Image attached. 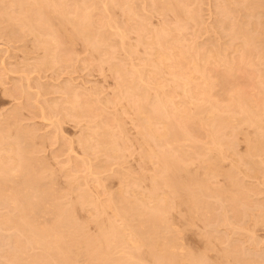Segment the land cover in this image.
I'll list each match as a JSON object with an SVG mask.
<instances>
[{
	"label": "rangeland",
	"instance_id": "1",
	"mask_svg": "<svg viewBox=\"0 0 264 264\" xmlns=\"http://www.w3.org/2000/svg\"><path fill=\"white\" fill-rule=\"evenodd\" d=\"M148 1L151 0H128L127 2L126 0H61L59 2L62 3L59 5L57 0L58 3H56L59 5L57 7H63V9L58 8L59 10L54 9L53 11V8L48 4L49 1L0 0V136H3L2 144L7 145L4 148L5 151L3 150L4 154L0 153L2 155L0 158L4 156L7 161L9 158V162L5 160L3 162L10 164L12 169L15 167L14 170H16L20 158L16 156L14 150L9 152L11 151L9 145L14 144L15 150L17 146L28 148L25 149L27 153L24 158L26 156L32 162L29 160V169L26 167L24 175L28 173V170H35L34 173H37L38 179L40 178V186H44L49 192L46 194L48 197H43L41 202V213L39 212L35 216V226L29 224L30 227H28V224L19 225L16 221L20 217H26L33 221L32 215L25 211L22 212L18 206H9L10 204L4 203L3 195H7L8 192L2 193L9 191L12 185L7 183L3 187L0 186L4 189H0V264H264V135H262V132L264 134V0H185V2L178 0L183 3L184 10L188 11L189 9L191 12L190 15L187 12V16L190 17L194 11L196 12L193 14V16L195 15L194 19L193 17L186 19V11L183 12L184 14L179 11L173 15L171 10H165L163 7H165L164 1L166 0H159L162 2L160 3L161 7L157 4L158 0H152V4ZM156 1L157 3H154ZM256 1L257 3H255ZM36 2L37 6L35 7ZM38 3L40 4L38 5ZM88 5L90 8L87 10L85 8H88ZM14 6L16 7L14 8ZM251 7L256 11H254L256 16L253 15L254 13L248 12L249 9H252ZM223 8L228 9L229 13ZM3 10L7 13L5 14ZM60 10L68 11L64 13L69 14V18L73 17L72 14H76L77 10V15L83 14L84 11L85 13L89 12L91 15L89 26L93 27L91 29L93 38L91 36L90 41L89 39L87 41L78 35L79 38L74 32L75 30L73 35L72 29L74 28H71L63 17L61 20L65 23V29L60 28L61 20L57 18L59 15L56 13ZM79 11L83 13H79ZM170 11L171 13H169ZM51 13L54 18H50L48 24L54 20L55 22L52 21L54 25L51 24L54 31L58 32V28L62 31L59 30L57 34L58 43L60 41L58 48L54 47L52 43L47 48L46 46L42 47L43 45L39 44L41 41L37 37L35 38V33L30 30L38 27L36 24L39 15L42 18L41 22H44L43 20H49V17H52ZM180 14L181 21L178 17ZM226 14H230V18ZM24 16H27L30 21L32 19V24L35 27L32 25L33 27L25 28L24 31L23 27L21 31L18 21ZM35 19H37L36 23ZM181 22L186 25L184 26ZM255 23L256 26H253ZM56 24L59 27H56ZM244 24L250 31V37L252 34L253 42L261 38L255 42V47L252 42L251 48L247 50L246 48L241 49L244 44L243 38L234 37L230 40L232 30H246V26L242 29ZM233 25H237V27L230 30ZM238 25L241 27L239 28ZM176 27H179V29L177 28L179 32L176 31ZM11 28L14 30L13 33H10ZM46 28L44 31L47 30ZM173 28H175V32ZM62 29L67 32L71 30V34L76 37H74L75 42H68L67 37H64L67 33L64 34L65 31ZM158 29L169 33L166 39H170V41L172 39V43L167 50H164L168 52L166 53L167 58L156 61L159 57L156 55L159 46L156 44L157 34L155 35L159 32ZM105 32L106 34H104ZM174 33L176 34L174 35ZM244 33L249 35L247 31ZM31 34L33 35L31 36ZM102 34L105 35L104 43L103 40L98 42L99 35ZM257 37L258 39H256ZM89 42L91 44L94 42L95 48L94 45L91 47ZM152 43L154 46L151 45ZM54 48L57 50H53ZM53 51L55 65L53 67L45 66L46 62L53 58L49 56ZM211 51L217 52L213 54ZM242 51H245V55ZM180 53L184 54L183 57ZM220 53L223 54V57L218 58ZM195 64L200 68H195L197 66ZM236 65H238L237 68ZM114 66L118 69H115ZM175 80L179 81L175 82ZM240 93L245 105L253 113L251 116L256 114L254 116L258 117L257 122L260 125L255 121L256 117H253L257 126L253 125L251 128V126L241 125L240 127L239 125L238 131L234 132L236 136L230 130L225 131L224 129L223 133L218 132L219 137L216 136V139H219L214 146L209 128L203 126L204 130L200 125L199 127L195 114L194 118L191 114L196 113L198 108L203 110L206 105L208 108L213 104L215 108L217 106L218 109L221 108L219 113L222 112L224 117L228 116L231 114V110H234L238 105L235 99L239 98L238 94ZM235 96L237 97L235 98ZM159 99L164 103L162 105L165 106V111L169 114L167 116L172 118L171 122L176 123L175 125L179 123L178 130L182 128V131H185L183 134L188 131L187 135L190 139L183 141L179 137L178 144H175L177 140L174 141L169 136L170 139H173L170 142L168 139L167 144L169 145L163 144L162 146V141L158 142L160 146L154 140L155 142L149 141V144L145 146L143 136L141 137L143 130L140 128L141 115L137 111V106L141 103L142 106L144 105V111H147L152 109V105L159 102ZM198 104L203 105V108L198 107ZM228 105L230 106L227 107ZM222 107H226L227 111ZM166 118L169 120L168 117ZM166 118L163 117L165 123L170 121ZM178 120L179 122H177ZM171 122L167 125H170ZM163 124H155L156 130H159L157 133L161 134L164 131ZM260 126L263 127L262 131L261 128H257ZM180 133H182L181 130ZM19 137H23V139L18 141ZM88 139L92 144V146L90 144L89 150L85 145V142H90ZM111 139L117 142H115L116 147L119 148L115 149L116 151H107L99 145V143L111 141ZM256 141L262 142L263 151L251 155L248 153L250 152L248 148L255 145ZM151 146H153L154 152H159L161 147H165L166 151L172 150L175 154H178L179 148L180 150L184 149L188 154L187 151L191 152L187 159L184 158L187 163L185 168L188 171H183L185 174L181 172V175L178 173V177L181 176L179 181L182 179V183L189 177L192 182V176L195 177V182L193 180L192 185L189 182L192 186V196L187 195L186 198L183 196L184 199L176 198L171 194L170 201H168L172 205L169 206L171 212L169 210L167 216L168 223H172L170 224L172 231L167 237L174 236L177 239L168 249L170 254L165 252L166 255L168 253L167 258L164 253L163 257L166 259L163 258V260L161 257H156L157 259L155 256L153 257L152 255L155 253L150 255L149 247L146 245H139L140 247L137 246V248L132 245V248L129 244L128 248L121 247L120 249L119 247L118 250L116 248L110 252L107 261L105 257L97 256L99 251L93 241L98 237L101 224H104L101 227L107 226L106 223L109 224V221L112 223L115 221L114 224L117 226L123 224L119 217L114 219L116 208L124 207L120 198L117 199V195L122 191L121 194H125L127 199L130 197L133 200L137 199V203L146 200L149 205L151 204L148 196L155 184L152 178L156 173L155 168L158 166L157 155L151 154V159L147 157V152L152 149ZM195 147L198 148L195 149ZM8 153H12L18 162H14L12 157L10 159L11 154L9 156ZM186 172L188 173L186 174ZM13 174L14 172L12 175L9 174L10 176L7 175L10 179H14L12 181L18 186L23 178L20 176L22 174ZM196 179L200 180V183L206 179L207 186L206 184L202 186L203 183L196 185ZM193 184H195L194 188ZM33 187L30 182L25 180L22 187L23 194L35 193ZM15 188L12 197L17 192L19 193L16 196L23 195ZM163 190H160L161 193L164 192ZM10 191L13 192V189ZM165 192L170 194L168 189H165ZM82 195L83 198L85 195L90 197L85 196L87 198L85 200V198L82 199ZM34 199L36 200V198ZM83 200L85 202H81ZM197 204L198 206H195ZM110 205L112 207H109ZM196 207L199 208L195 209ZM60 217L66 219L68 224L72 223L70 227L53 226L54 228H52V225ZM8 219L13 223H6ZM131 220L129 222L133 226H139L138 220ZM44 227L45 231H42ZM67 232L75 234L78 244L82 245L81 248L73 240L67 238ZM33 233L41 234V237L46 238L49 246L44 243L37 244L36 240H33ZM55 237H61L60 249L52 244ZM123 250L126 251L122 252ZM128 252H130L129 255L133 254V259L128 258ZM61 253L67 254L68 259L63 258ZM169 255L177 256L175 259L173 258V261L176 258L177 260L170 263L171 256L168 258Z\"/></svg>",
	"mask_w": 264,
	"mask_h": 264
},
{
	"label": "bare ground",
	"instance_id": "2",
	"mask_svg": "<svg viewBox=\"0 0 264 264\" xmlns=\"http://www.w3.org/2000/svg\"><path fill=\"white\" fill-rule=\"evenodd\" d=\"M25 1V0H24ZM30 1V0H29ZM39 1V0H38ZM43 1H46V2H48L49 1V5L51 6V8H53V11H54V9H58L59 7H57V6H59L61 3L59 2V1H61V0H58V2H59V5L57 4L58 2H57V0H43ZM105 1V0H104ZM112 1V0H111ZM120 1V0H119ZM123 1V0H122ZM128 0H126V2H127ZM162 1V0H161ZM161 1H159L158 0V2L159 3H157V1L156 2H154V3H157V4H159L160 5V3H162ZM182 1V0H181ZM191 1V0H190ZM17 2V1H16ZM21 2V1H20ZM57 2V3H56ZM117 2V1H116ZM149 2V1H148ZM151 2V3H150ZM149 3L150 4H152V0L150 1ZM165 2V7H163L165 10H171L172 12H173V15H174V13H175V15L177 14V12L179 13V11H182V12H180V13H185V11H186V9L184 10V8L182 7V5H183V3L182 2H178V0H166V1H164ZM184 2H185V0H184ZM187 2V1H186ZM24 3V2H23ZM84 3V2H83ZM122 3V2H121ZM134 3V2H133ZM153 3V4H154ZM255 3H257V1L255 2ZM12 4V3H11ZM31 4V3H30ZM40 3H38V5H39ZM45 4V3H44ZM47 4V3H46ZM47 4V5H48ZM68 4V3H67ZM123 4H125V3H123ZM131 4V3H130ZM164 4V3H163ZM187 4V3H186ZM190 4V3H189ZM13 5H15V4H13ZM42 5V4H41ZM122 5V4H121ZM127 5V4H126ZM133 5V4H132ZM155 5V4H154ZM158 5V6H159ZM19 6V5H18ZM17 6V7H18ZM37 6V2H36V5H35V7ZM45 6V5H44ZM62 6V5H61ZM117 6H118V4H117ZM124 6V5H123ZM9 7V6H8ZM16 6H14V8H15ZM41 7V6H40ZM83 7V6H82ZM85 7V6H84ZM160 7H161V5H160ZM159 7V8H160ZM19 8V7H18ZM26 8V7H25ZM47 8V7H46ZM67 8H68V6H67ZM79 8V7H78ZM90 8V6L88 5V8L86 7L85 9H89ZM147 8V7H146ZM219 8V7H218ZM252 8V7H251ZM11 9V8H10ZM21 9V8H20ZM59 9H63V7L62 8H59ZM58 9V10H59ZM83 10H84V8H82ZM122 9V8H121ZM150 9V8H149ZM221 9V8H220ZM224 9V8H223ZM249 9V8H248ZM7 10V9H6ZM105 10H107V9H105ZM132 10V9H131ZM130 10V11H131ZM159 10V9H158ZM222 10V9H221ZM225 10V9H224ZM226 10H228V9H226ZM225 10V11H226ZM249 10H251V11H249ZM248 10V12H252V13H254V8H252V9H249ZM2 11V10H1ZM4 11V10H3ZM34 11H36V10H34ZM52 11V10H51ZM62 10H60L59 12H56V13H58V15L61 17H57V18H59L60 20L61 19H63V18H65L64 19V21L65 22H67V24L68 25H70L71 26V28L73 27L74 29H72V33H73V31L75 32V34H77V36L79 35V36H81L82 37V39H85V40H87L88 41V39H89V41H90V37L92 36V28H90L91 27V25L89 26V23H91V15L89 14V12L88 11H86V12H88V13H85V11H84V13L83 12H81V11H79V13L81 12V13H83V14H79V15H77L78 13V10L77 11H75L76 12V14H72V15H74L73 17H71V18H69V14H65V13H67L68 11H62ZM133 11V10H132ZM137 11H138V9H137ZM159 11H161V10H159ZM168 11H166V12H168ZM171 11L169 12V13H171ZM192 11H193V9H192ZM197 11V10H196ZM225 11H223L224 13H226ZM5 12V14L7 13L6 11H4ZM91 12V11H90ZM106 12V11H105ZM134 12V11H133ZM140 12V11H139ZM187 12H188V14L190 13L191 14V12H189V9H188V11H186V13H185V15L187 14ZM228 13H229V10L227 11ZM256 12V11H255ZM22 13V12H21ZM53 13V12H52ZM52 13H51V15H52ZM64 13V14H63ZM70 13V12H69ZM136 13V12H135ZM141 13V12H140ZM163 13V12H162ZM183 13V14H184ZM194 13H196L195 11L193 12V14ZM11 14V13H10ZM40 14V13H39ZM54 14V13H53ZM131 14V13H130ZM134 14V13H133ZM189 14V15H190ZM193 14L189 17V15L186 17V19L189 17V18H191V17H193V19H194V16H193ZM2 15H4V14H2ZM16 15V14H15ZM15 15H13V16H15ZM21 15V14H20ZM45 15V14H44ZM62 15V16H61ZM90 15V16H89ZM129 15V14H128ZM142 15V14H141ZM226 15H228V14H226ZM230 15V14H229ZM229 15H228V17H229ZM249 15L251 16V13H249ZM249 15H246V16H248L249 17ZM254 16H256L255 15V13L253 14ZM5 16V15H4ZM30 16V15H29ZM41 15H39V18L41 19H39L38 18V23L36 24V25H38V27H36V29H30L31 30V32L32 33H35V38L37 37V39L39 40V41H41L39 44H42L41 46L42 47H45L46 46V48H47V46H49L50 45V43H52L53 45H54V47L56 46L57 48H58V45L60 44V41H59V43H58V32H59V28L57 29V31L58 32H56V31H54V29H53V26H51V24H52V21H54V20H52L51 21V23H49L48 24V22H50V18H54V16L52 15V17H49V20H43L44 22H41L42 21V18L40 17ZM126 16H127V14H126ZM179 16H181V14L180 15H178V17ZM198 16V15H197ZM224 16V15H223ZM233 16V15H232ZM231 16V17H232ZM253 16V17H254ZM16 17V16H15ZM18 17H19V15H18ZM37 17V16H36ZM35 17V18H36ZM55 17V18H56ZM63 17V18H62ZM99 17H100V15H99ZM132 17H133V15H132ZM143 17V16H142ZM176 17V16H175ZM183 17H184V15H183ZM44 18V17H43ZM46 18H47V16H46ZM56 18V19H57ZM102 18H103V16H102ZM138 18H139V15H138ZM140 18H141V16H140ZM180 18L181 17H179V20H180ZM230 18V17H229ZM251 18V17H250ZM12 19V18H11ZM31 19V18H30ZM95 19V18H94ZM127 19V18H126ZM178 19V18H177ZM176 19V20H177ZM183 19V18H182ZM196 19V18H195ZM34 20V19H33ZM37 19H35V23L37 22L36 21ZM59 20V21H60ZM131 20V19H130ZM142 20V19H141ZM140 20V21H141ZM189 20V19H188ZM198 20V19H197ZM196 20V21H197ZM5 21H6V19H5ZM8 21H10L9 19H8ZM12 21V20H11ZM64 21H60L61 23L59 24V26H60V28H64L65 29V23H64ZM105 21V20H104ZM110 21H111V18H110ZM132 21H134V20H132ZM181 21V20H180ZM180 21H177V22H180ZM223 21V20H222ZM242 21H246V20H242ZM32 19H31V21L29 20V18H27V16H24L22 19L20 18V20L18 21V26L20 27L19 29L21 30L23 27V31H24V29L25 28H28L29 29V27H35V25H33L32 24ZM55 22V21H54ZM54 22H53V24L52 25H54ZM57 22H58V20H57ZM99 22V21H98ZM109 22V21H108ZM108 22H107V24H108ZM138 21H136V23H137ZM185 22V21H184ZM186 22H187V20H186ZM185 22V23H186ZM193 22V21H192ZM246 22H248V21H246ZM34 23V24H35ZM95 23V22H94ZM103 23V22H102ZM139 23V22H138ZM182 23V22H181ZM196 23V22H195ZM198 23V22H197ZM245 23V22H244ZM249 23H251L250 21H249ZM142 24V23H141ZM177 24V23H176ZM182 24H184V23H182ZM242 24V23H241ZM247 24V23H246ZM246 24H244V26L242 27V29L245 27V29L246 30H239V29H237V30H235L234 28L235 27H237V25L236 26H234L233 25V28H230V30L231 29H234V30H232V34H230L231 35V37H230V40H231V38H233L234 39V37H239L240 39L241 38H243L242 40H243V47L241 46V49L242 48H246V50L247 49H250L251 48V45L250 44H253L254 43V47H255V42L256 41H259L261 38H260V36H259V38L260 39H258V37L256 38V39H258V40H255V42H253L254 40L253 39H251L252 38V34H251V37H250V31H248L247 29V25ZM33 25V26H32ZM109 25V24H108ZM107 25V26H108ZM178 25V24H177ZM176 25V26H177ZM186 24H184V26H185ZM248 25H250V24H248ZM28 26V27H27ZM49 27V28H46V27ZM50 26H51V28H50ZM58 25L56 24V27H57ZM58 26V27H59ZM93 26V25H92ZM94 26H96V24H94ZM105 26V25H104ZM103 26V28H105V27H107V26H105L104 27ZM143 26V25H142ZM179 26V25H178ZM253 26H256V23L253 25ZM55 27V26H54ZM145 27V26H144ZM143 27V28H144ZM182 27H183V25H182ZM238 27H239V25H238ZM241 27V26H240ZM239 27V28H240ZM8 28V27H7ZM14 28V27H13ZM13 28H11L10 29V33L13 31L14 32V30H13ZM44 28H46L47 30H45L44 31ZM68 28V27H67ZM109 28V27H108ZM146 28V27H145ZM167 28V27H166ZM177 28L179 29V27H176V31H178L179 32V30H177ZM56 29V28H55ZM64 29H62V30H64ZM102 29V28H101ZM125 29V28H124ZM168 29V28H167ZM174 29V32H175V28H173ZM226 29H228V28H226ZM249 29H250V27H249ZM1 30V29H0ZM6 30V29H5ZM21 30V31H22ZM33 30V31H32ZM106 30V29H105ZM104 30V31H105ZM164 30V29H163ZM229 30V29H228ZM18 31V30H17ZM61 31V30H60ZM65 31V30H64ZM99 31V30H98ZM125 31V30H124ZM124 31H123V33H124ZM158 31H159V29H158ZM168 31H169V29H168ZM167 31V32H168ZM244 31H247L248 33L247 34H249V35H246L245 33H244ZM6 32V31H5ZM12 32V33H13ZM62 32V31H61ZM60 32V33H61ZM156 32V31H155ZM4 33V32H3ZM7 33V32H6ZM25 34H26V32H24ZM65 33H67L66 34V36L64 35ZM97 33V32H96ZM100 34H101V32H99ZM21 34V33H20ZM64 34H62V35H64V37H67V41L68 42H71V43H73V42H75L74 41V37L75 36H73L74 35V33H73V35L71 34V30L70 31H65L64 32ZM95 34V33H94ZM104 34H106V32L104 33ZM104 34H102V35H99L100 37H99V41L98 42H100V40H103L104 38ZM138 34H141V33H139L138 32ZM157 34V41H156V44H158V46H159V49L158 50H156V53H154V54H156L157 56H159L157 59H156V61H159L160 59H163V58H167V54L166 53H168V52H166V51H164V50H167V48H169L170 47V43H172V39H171V41H170V39H166V38H168V34L169 33H165V31H159V32H157V33H155V35ZM171 34V33H170ZM176 33H174V35H175ZM227 34V33H226ZM259 34V33H258ZM6 35V34H5ZM14 35V34H13ZM22 35V34H21ZM27 35H28V33H27ZM33 34H31V36H32ZM117 35V34H116ZM121 35V34H120ZM154 35V36H155ZM171 35H173V33L171 34ZM229 34H228V36H230ZM10 36H12V35H10ZM16 37L15 38H17V35H15ZM45 38H44V37ZM78 36V37H79ZM97 36H98V34H97ZM113 36H115V35H113ZM118 36V35H117ZM124 36V35H123ZM249 36V37H248ZM21 37V36H20ZM48 37V38H47ZM109 37V36H108ZM111 37H112V35H111ZM138 37H140V36H138ZM170 37V36H169ZM179 37V36H178ZM44 38V39H43ZM76 38V37H75ZM80 38V37H79ZM92 38H93V36H92ZM175 38V37H174ZM228 38V37H227ZM13 39V38H12ZM11 39V40H12ZM36 39V40H37ZM46 39V40H45ZM107 39V38H106ZM139 39V38H138ZM236 39V38H235ZM238 39V38H237ZM93 40V39H92ZM105 40V39H104ZM104 40H103V43H104ZM140 41H141V39H139ZM163 40V41H162ZM165 40V41H164ZM16 41V40H15ZM63 41V40H62ZM148 41V40H147ZM154 41H155V39H154ZM177 41V40H176ZM175 41V42H176ZM180 41V40H179ZM95 42V41H94ZM94 42H92L93 44H91L90 42V44H91V47H92V45H94ZM97 42V41H96ZM102 42V41H101ZM107 42V41H106ZM144 42V41H143ZM151 42H152V40H151ZM253 42V43H252ZM122 43V42H121ZM120 43V44H121ZM125 43V42H124ZM138 43H140V42H138ZM177 43V42H176ZM180 43V42H179ZM227 43V42H226ZM229 43V42H228ZM227 43V44H228ZM231 43H232V41H231ZM240 43H241V41H240ZM51 44V45H52ZM102 44V43H101ZM108 44V43H107ZM155 44V43H154ZM215 44V43H214ZM52 45V46H53ZM69 45V44H68ZM96 45V44H95ZM95 45H94V48H95ZM97 45H98V43H97ZM145 45V44H144ZM146 45H148V43H146ZM151 45H153V43L151 44ZM218 45V44H217ZM224 45V44H223ZM240 45V44H239ZM242 45V44H241ZM36 46H38V45H36ZM65 46V45H64ZM99 46H100V44H99ZM154 46V45H153ZM214 46V45H213ZM220 46V45H219ZM228 46H230V45H228ZM253 46V45H252ZM62 47V46H61ZM89 47V46H88ZM175 47V46H174ZM215 47V46H214ZM226 47V46H225ZM240 47V46H239ZM253 47V48H254ZM260 47V46H259ZM45 48V49H46ZM52 48V47H51ZM97 48V47H96ZM158 48V47H157ZM171 48H172V46H171ZM231 48V47H230ZM252 48V49H253ZM261 48V47H260ZM176 49V48H175ZM213 49V48H212ZM211 49V50H212ZM215 49V48H214ZM226 49H228V48H226ZM259 49V48H258ZM53 50H57L56 48H54ZM59 50V49H58ZM96 50H98V49H96ZM199 50V49H198ZM207 50V49H206ZM216 50L218 51V49L216 48ZM222 50V49H221ZM224 50V49H223ZM222 50V51H223ZM230 50V49H229ZM93 51V50H92ZM183 51V50H182ZM200 51V50H199ZM207 51H209V50H207ZM217 51H211V53H213L214 54V52H217ZM221 51V53H224V52H222ZM249 51V50H248ZM45 52V51H44ZM95 52H98V51H95ZM133 52V51H132ZM185 52V51H184ZM218 52H220V50L218 51ZM226 52V51H225ZM243 53L245 52V51H242ZM53 53H54V51L53 52H51V55H49V56H52L53 55ZM56 53V52H55ZM189 53V52H188ZM197 53V52H196ZM201 53V52H200ZM221 53L217 56L218 58L219 57H223V54L221 55ZM242 53V54H243ZM45 54V53H44ZM181 54V53H180ZM216 54V53H215ZM226 54V53H225ZM182 55V54H181ZM184 55V54H183ZM183 55H182V57H183ZM210 56H211V54H209ZM217 55V54H216ZM244 55H245V53H244ZM54 57H55V55H53ZM52 56V57H53ZM156 56V57H157ZM225 56V55H224ZM51 58V60H47L48 62H46V65L45 66H49V65H51L52 67H53V65H55V58ZM196 57V56H195ZM226 57V56H225ZM240 57H242V56H240ZM44 58H45V56H44ZM66 58V57H65ZM186 58V57H185ZM206 58V57H205ZM243 58V57H242ZM242 58H241V60H242ZM58 59V58H57ZM63 59V58H62ZM204 59V58H203ZM207 59V58H206ZM210 59V58H209ZM216 59V58H215ZM223 61H225L223 58H221ZM221 59H220V61H221ZM263 59V58H262ZM168 60V59H167ZM185 60V59H184ZM196 60V59H195ZM194 60V61H195ZM219 60V59H218ZM226 60H227V58H226ZM244 60V59H243ZM264 60V59H263ZM68 61H69V58H68ZM191 61V60H190ZM208 61V60H207ZM211 61V60H210ZM216 61V60H215ZM222 61V62H223ZM57 62H58V60H57ZM63 62V61H62ZM216 62H218V61H216ZM240 62V61H239ZM238 62V63H239ZM65 63H67V62H65ZM155 63V62H154ZM157 63V62H156ZM155 63V64H156ZM187 63H189V62H187ZM197 63V62H196ZM210 63V62H209ZM220 63V62H219ZM227 63V62H226ZM225 63V64H226ZM238 63H236V64H238ZM41 64V63H40ZM44 64V63H43ZM42 64V66H44ZM198 64V63H197ZM197 64H195V65H197ZM194 65V66H195ZM199 65V64H198ZM198 65L197 66H195V68H197V69H199L198 68ZM206 65V64H205ZM209 65V64H208ZM57 66H58V64H57ZM158 66V65H157ZM192 66V65H191ZM204 66V65H203ZM237 66L238 65H236V68H237ZM167 67V66H166ZM193 67V66H192ZM228 67V66H227ZM50 68V67H49ZM114 68H115V66H114ZM117 68V67H116ZM115 68V69H116ZM226 68V67H225ZM118 69V68H117ZM206 69V68H205ZM233 68L231 67V70H232ZM195 70V69H194ZM204 69L202 68V71H203ZM228 70H230V69H228ZM237 70V69H236ZM201 71V72H202ZM199 72H200V70H199ZM205 72V71H204ZM234 72V70L232 71V73ZM117 73V72H116ZM203 73V72H202ZM231 73V72H230ZM235 75V74H234ZM230 76H232V75H230ZM175 78L177 79V77L175 76ZM181 80V79H180ZM174 81V80H173ZM177 80H175V82H176ZM179 81V80H178ZM177 81V82H178ZM123 82H124V80H123ZM182 82H184V81H182ZM176 84V83H175ZM184 84H186V83H184ZM188 84V83H187ZM178 86H179V84H178ZM187 86V85H186ZM186 86H184V87H186ZM132 87V86H131ZM130 87V88H131ZM62 88V87H61ZM65 88V87H64ZM63 88V89H64ZM126 88V87H125ZM129 88V87H128ZM127 89V88H126ZM185 89V88H184ZM128 90H131V89H128ZM134 90V89H133ZM132 90V91H133ZM136 90V89H135ZM137 90H138V88H137ZM23 91V90H22ZM189 91V90H188ZM190 92V91H189ZM239 95V98L237 97ZM237 96H235V100L238 102V105L237 106H235V109L234 110H231V114L230 115H226L225 117L221 114V113H219L220 111L219 110H221V108L220 109H218V106L216 107L217 109H218V111H217V109L213 106V104H211V106L209 105V107L211 108H206L207 107V105H206V107L202 110L201 108H198L199 106L200 107H202L203 105H197L198 107V110L196 111V113H192L191 115H193V118H194V114H195V117L198 119L197 121L199 122H197L198 123V126L200 125L203 129H204V127L203 126H205V127H208L209 128V132H211L210 133V135L212 136H210V138H212L213 139V141H212V144L214 145V146H216V143L218 142V140L217 139H219V138H217L216 139V136H218L217 134H221V133H223V131H224V129H225V131H227V130H230V132L231 133H234L236 130L238 131V128H240L241 127V125H247V126H251V128H252V126L253 125H255V123L258 121V117H256V116H254V115H256V114H254L253 116H251L253 113H252V111H250V109L245 105V101H243L242 100V98L240 97V95H241V93L240 94H238ZM242 96V95H241ZM139 97H140V95H139ZM142 97H143V95H142ZM140 100V99H139ZM142 100V99H141ZM162 100V99H161ZM245 100V99H244ZM144 101V100H143ZM140 102V101H139ZM155 102V101H154ZM159 102H160V104H159ZM159 102H156V104H154V105H152L153 107H151L152 109H150V110H147V111H144L145 109L143 108V106H142V104L140 103L138 106H137V108H138V112H139V114L141 115V119H140V128L143 130V132H142V135H141V137L143 136V140H144V143H146V145L145 146H147V144H149L148 142L150 141H152V142H155L154 140H156L157 141V144H159L158 142H162V146H163V144L165 145V144H167V141H168V139H170L169 138V136L170 137H172L173 139H174V141L175 140H177L179 137L181 138V140H186V139H190L189 137H188V135H187V133H188V131H187V133H185V134H183V132H185V131H182L183 129L181 128V129H179L178 130V128H179V123L177 124V125H175V124H173L174 122H171L172 120V118H169V116H167V115H169V114H167L166 113V111H165V106H163L164 105V103H163V101L161 102L160 101V99H159ZM144 103V102H143ZM163 104V105H162ZM132 105V104H131ZM134 106V105H133ZM149 106V105H148ZM230 105H228L227 107H229ZM203 108V107H202ZM222 108H224V107H222ZM226 108V107H225ZM224 108V109H225ZM135 109V108H134ZM164 109V110H163ZM205 109H207V110H205ZM210 109V110H209ZM229 109V108H228ZM205 110V111H204ZM226 111H227V109H225ZM224 110V111H225ZM230 110V109H229ZM225 111V112H226ZM187 112V111H186ZM255 113H256V111H254ZM229 113V112H228ZM138 114V113H137ZM188 114V113H187ZM257 114H259V112H257ZM264 114V113H263ZM188 116H190V115H188ZM138 117V116H137ZM163 117H164V119L166 118V117H168L169 118V122H171V124L169 125H167V123H169V122H167V123H165L164 122V120H163ZM191 118H192V116H190ZM190 117H189V119H190ZM256 117V122H254L253 121V119ZM253 118V119H252ZM260 118V117H259ZM17 120V119H16ZM175 120V119H174ZM177 120V119H176ZM193 121H196V120H194V119H192ZM177 122H179V120L177 121ZM10 123V122H9ZM157 123V125L159 124V123H164L163 125H164V131L163 132H161V134H159V133H157V132H159V130H156L157 129V127H155V124ZM258 123V122H257ZM256 123V124H257ZM262 123V122H261ZM264 123V122H263ZM262 123V124H263ZM17 124V123H16ZM185 124V123H184ZM259 124V123H258ZM156 125V126H157ZM239 125H240V127H239ZM260 125V124H259ZM183 126V125H182ZM199 126V127H200ZM257 125H255L254 127H256ZM263 126V125H262ZM2 128V127H1ZM18 128V127H17ZM140 128H139V131H140ZM207 128V129H208ZM258 129H260L261 128V126L260 127H257ZM256 128V130H258ZM263 128V127H262ZM261 128V131L264 129H262ZM206 129V130H207ZM6 130V129H5ZM180 130H181V132L182 133H180ZM205 130V129H204ZM223 130V131H222ZM255 130V131H256ZM1 131V130H0ZM255 131H254V133H255ZM19 132V131H18ZM219 132V133H218ZM229 132V131H228ZM227 132V133H228ZM260 132V131H259ZM2 133V132H1ZM20 133V132H19ZM231 133H229V135H231ZM236 133V132H235ZM234 133V134H235ZM4 134V133H3ZM2 134V135H3ZM189 134V133H188ZM258 134V133H257ZM260 134V133H259ZM1 135V134H0ZM5 135V134H4ZM10 135V134H9ZM22 135V134H21ZM224 135V134H223ZM233 135V134H232ZM262 135H264L263 134V132H262ZM19 136V135H18ZM23 136V135H22ZM106 136H108V135H106ZM190 136V135H189ZM226 136V135H225ZM224 136V137H225ZM235 136H236V134H235ZM258 136V135H257ZM2 137V140H0V153L2 152H4L5 150H4V148L5 147H7V145H3L2 143H3V136H0V138ZM6 138H7V136H5ZM15 137H16V135H15ZM219 137V136H218ZM234 137V136H233ZM260 137H262V136H260ZM259 137V138H260ZM6 138H4V140H6ZM109 138H110V136H109ZM112 138V137H111ZM171 138V139H172ZM231 138V137H230ZM19 139H20V141H21V139H23V137L22 138H17V140L19 141ZM171 139L168 141V142H170L171 141ZM172 139V140H173ZM191 139H192V136H191ZM211 139V140H212ZM255 139V138H254ZM253 139V140H254ZM258 139V138H257ZM256 139V140H257ZM15 140V139H14ZM25 140V139H24ZM89 140V139H88ZM106 140H108V139H106ZM166 140V141H165ZM194 140V139H193ZM192 140V141H193ZM233 140V139H232ZM248 140V139H247ZM90 141V140H89ZM142 141V140H141ZM188 141H190V140H188ZM250 141V140H249ZM251 141H252V139H251ZM250 141V143L251 144H253L252 142ZM5 142V141H4ZM8 142H9V140H8ZM11 142H13V141H11ZM15 142H17V141H15ZM116 141L114 140H112L111 139V141L109 140V141H107V142H103V143H99V145L102 147V148H104L105 150H107V151H116L115 149H117V148H119V147H116V143H115ZM151 142V143H152ZM178 140L176 141V143L175 144H178ZM181 142V141H180ZM193 142H195V141H193ZM210 142V141H209ZM230 142V141H229ZM258 142V143H257ZM21 144L22 143H24V142H20ZM28 143H31V142H28ZM27 143V144H28ZM182 143V142H181ZM220 143V142H219ZM231 143V142H230ZM250 143H249V145H250ZM257 143V144H256ZM256 143H254L255 145H253V146H250V148H248L249 149V151L250 152H248V153H250L251 155H253L254 153H257V152H261V151H263V148L261 147L262 146V142H260V141H256ZM264 143V142H263ZM19 144V143H18ZM21 144H19L20 146H21ZM90 144H91V141L90 142H85V145H86V147H87V149L88 148H90ZM180 144V143H179ZM197 144H199V143H197ZM229 144V143H228ZM248 144V143H247ZM3 145V146H2ZM155 145V144H154ZM160 145V144H159ZM167 145H169V144H167ZM209 145V144H208ZM211 145V144H210ZM209 145V146H210ZM233 145H234V142H233ZM23 146V145H22ZM27 146V145H26ZM91 146H92V144H91ZM150 146V145H149ZM148 146V147H149ZM161 146V145H160ZM194 146V145H193ZM196 146V145H195ZM208 146V147H209ZM248 146V145H247ZM211 147H213V146H211ZM219 147V146H218ZM15 147H14V144L12 145V144H10L9 145V150H11V151H9V152H12V150H14V152H15V154H16V156H19V158H20V161H19V163L17 164V166H16V170H14L15 169V167H13L14 169H12V168H10V164H8V163H6L5 164V162H3L4 160H5V158H4V156H3V158L1 157L0 158V186L2 185V187L3 186H5L7 183L11 186V188L8 186V189H9V191L11 190V189H13V192L12 191H10L11 192V194H9L10 192L9 191H3L4 189L3 188H0V189H3L2 191H3V193L2 194H5L6 192H8L7 193V195H3V198H4V203H8V205L9 206H18L19 208H20V210L22 211V212H28L30 215H32L31 217H33V221L32 220H29L28 218H26V217H20L19 218V220L18 221H16V223L18 222L19 223V225H26V224H28V227H30L29 226V224L30 225H32V226H35L34 225V223H36L35 221H36V219H35V216H36V214L37 213H39L40 211H41V206H42V201H43V197H48V196H46V194H48L49 192H47V190L44 188V186H40V184H39V179H38V177L39 176H36V174L34 173V171H30V170H28V173H26L25 175H24V172L26 171V167H27V169H29L28 167H29V160L26 158V156H25V158H24V155H26V150L28 149V148H25V147H19V146H17V148H16V150L14 149ZM19 148V149H18ZM95 148V147H94ZM150 148H152V149H149L150 151H148L147 152V157L149 158V159H151L152 157H151V154H155V155H157L156 157L158 158L157 160L158 161H156L157 163H158V166H157V168H155L156 169V173H155V175H153L154 177L151 179L152 181H154V186H153V188H152V192L149 194V196H148V200L150 201V205H149V202H146V200L144 201H141V203L140 202H136L137 201V199L136 200H133V199H127V198H125V194L124 195H122L121 193H122V191H121V193H119V195H117L118 197H117V199L118 198H120L119 200H121L120 202H122V204L124 205V207H117V206H115V205H113V206H115V207H117L116 208V210L117 211H115V217H114V219H116V217L118 218H120L121 220H122V222L121 223H123L122 225H118L117 226V224H114L115 223V221L112 223V221L110 222L109 221V224H108V222L106 223L107 224V226H105V227H101V225H104V224H101L100 225V230H98L99 231V234H98V237L93 241V242H95L94 244H95V247H97V249H98V253H97V256L99 255V257L101 258V256L102 257H105L106 258V260L108 259V257L110 256V252H113L114 251V249H116L117 248V250H118V248L120 247V249H121V247H129V246H127V245H134V247L136 246V248H137V246H141V245H146V246H148L149 247V250H150V255H151V253L152 254H154L155 253V255H152L153 257L155 256V258L157 257V258H159V257H161V259L163 260V258L164 259H166L167 258V255H168V253L170 254V251L168 250V249H170L171 247H172V244H174L175 243V240L177 239H175V237L173 236H171V237H167V235L168 234H170L171 233V231H172V226L170 225V224H172L171 222H169L168 223V213H169V206L171 207L172 205L171 204H169V203H171V202H168V201H170V197L172 196V195H174L176 198H178V197H180V198H186L187 197V195H190V197L192 196V191H191V188H192V182H193V180H194V182H195V177H193L192 176V182L190 181V179L189 178H191V177H189L188 178V180L187 181H185V182H187L186 183V185H185V182L184 183H182V179L179 181V178L181 177L180 175L183 173V171H188L185 167H186V161H185V159H187L188 158V155L191 153L190 151H187V152H189V154L188 153H186V151H184V149H182V150H180V148H179V150L177 151L178 152V154L176 153H174L172 150V152L170 151V150H168V151H166L163 147H161L160 148V150H159V152H154V150H153V146H151ZM196 148H198V147H195V149ZM216 149H217V147H215ZM7 149V148H6ZM18 149V150H17ZM26 149V150H25ZM96 149V148H95ZM200 149V148H199ZM213 149V148H212ZM211 149V150H212ZM233 149H234V146H233ZM4 150V151H3ZM89 150V149H88ZM97 150V149H96ZM118 152H119V150H117ZM193 151V150H192ZM7 152V151H6ZM28 152H29V150H28ZM31 152V151H30ZM25 153V154H24ZM186 153V154H185ZM248 153H247V155H248ZM4 154V153H3ZM9 154V156H10V154H11V156H10V159H11V157L13 158V160H14V162H18V160H16V159H14V157L12 156V153H8ZM8 154H6V155H8ZM31 154H32V152H31ZM119 154V153H118ZM117 154V155H118ZM250 154H249V156H250ZM1 155V154H0ZM186 155V156H185ZM194 155H196V154H194ZM217 155H218V153H217ZM223 155V154H222ZM2 156V155H1ZM8 156V157H9ZM27 156H28V154H27ZM30 156V155H29ZM193 156V155H192ZM201 156V155H200ZM219 156V155H218ZM146 157V156H145ZM186 157V158H185ZM224 157V156H223ZM185 158V159H184ZM193 158V157H192ZM216 158H217V156H216ZM247 158V157H246ZM250 158V157H249ZM18 159V158H17ZM147 159V158H146ZM190 159V158H189ZM188 159V160H189ZM200 159V158H199ZM198 159V160H199ZM243 159V158H242ZM203 160H204V158H203ZM210 160H213V159H211L210 158ZM218 160V159H217ZM247 160V159H246ZM245 160V161H246ZM6 162H9V158H8V161L7 160H5ZM31 162H32V160H30ZM202 161V160H201ZM223 161V160H222ZM241 161V160H240ZM243 161H244V159H243ZM251 161V160H250ZM4 164H3V163ZM30 162V163H31ZM215 162V161H214ZM248 163V162H247ZM252 163V162H251ZM3 164V165H2ZM13 164V163H12ZM202 164H203V162H202ZM255 164V163H254ZM15 165H16V163H15ZM214 165V164H213ZM14 166V165H13ZM33 166V164L31 165V167ZM215 166V165H214ZM208 167V166H207ZM210 167V166H209ZM208 167V168H209ZM33 168V167H32ZM217 168V167H216ZM254 168V167H253ZM207 169V168H206ZM25 170V171H24ZM14 172V174H17V175H20V174H22V175H20V176H22L23 178H22V180H21V182L18 184V186H17V184L16 183H14V181H12V180H14V179H10L9 178V174H11L12 175V173ZM30 171V172H29ZM207 171L210 173V171L207 169ZM214 171V170H213ZM217 171V170H216ZM220 171V170H219ZM182 172V173H181ZM20 173V174H19ZM35 175H34V174ZM178 173L180 174L179 176L180 177H178ZM188 172H186V174H187ZM9 176H8V175ZM13 174V175H14ZM33 174V175H32ZM183 174H185V173H183ZM207 174V173H206ZM191 175V174H190ZM211 175V174H210ZM4 176H8L7 178H9V179H7L6 177H4ZM16 176V175H15ZM34 176H36V177H34ZM185 176V175H184ZM183 176V177H184ZM229 176H231V175H229ZM14 177V176H13ZM182 177V178H183ZM6 178V179H5ZM15 178V177H14ZM18 178V177H17ZM209 178V177H208ZM230 178V177H229ZM232 179V178H231ZM25 180H27L28 182H30L34 187H33V191L36 193H31V192H28V193H25V194H23L24 192H22L23 190V183H24V181ZM206 180V179H205ZM205 180L204 181H201V183H200V180H198V179H196V181H197V183H196V185L198 184V185H201L202 183V186H205V184H206V182H205ZM209 180H210V178H209ZM199 181V182H198ZM13 182V183H12ZM189 182H191L190 184H189ZM205 182V183H204ZM209 182V181H208ZM232 182V181H231ZM16 184V185H15ZM234 184V183H233ZM16 187H14V186ZM235 185V184H234ZM194 186H195V184H193V188H194ZM206 186H207V184H206ZM12 187H14L15 189H17V191H21L20 192V194H23V195H20V197L19 196H16L19 192H17L15 195H13V197H12V193H14L15 191H14V188H12ZM197 187V186H196ZM6 188V190H7V187H5ZM124 188V187H123ZM197 188H199V187H197ZM201 188V187H200ZM164 189V190H163ZM165 189H168V191H169V195H168V192H165ZM205 189H206V187H205ZM215 189H217V188H215ZM224 189V188H223ZM163 190L164 192H162L161 193V191ZM193 190V189H192ZM1 191V192H2ZM159 191H160V193H159ZM198 191V190H197ZM225 191V190H224ZM150 192V191H149ZM194 192H196V191H194ZM126 193V192H125ZM137 193V192H136ZM1 194V193H0ZM83 194V193H82ZM88 194V193H87ZM133 194V193H132ZM172 194V195H171ZM228 194V193H227ZM8 195H10V196H8ZM127 195V194H126ZM129 195V194H128ZM186 195V196H185ZM197 195V194H196ZM16 196V197H15ZM85 196H87V195H85ZM84 196V198H85V200H87V198L88 197H90V196H87V198ZM132 196V195H131ZM147 196V195H146ZM184 196V197H183ZM0 197H1V195H0ZM115 197H116V195H115ZM126 197H128V196H126ZM174 197V198H175ZM34 198H36V200L34 199ZM83 198V195H82V199H84ZM134 198H135V196H134ZM140 198V197H139ZM142 198V197H141ZM173 198V197H172ZM184 198V199H185ZM198 198V197H197ZM35 201H34V200ZM90 199V198H89ZM143 199V198H142ZM169 199V200H168ZM189 199V201H190V198H188ZM188 199H187V201H188ZM3 200V199H2ZM85 200H83V201H81V202H85ZM115 200V199H114ZM182 200V199H181ZM198 200V199H197ZM90 201V200H89ZM117 201V200H116ZM186 201V202H187ZM80 202V201H79ZM113 202V201H112ZM173 202V201H172ZM195 203H197L196 201H194ZM200 202V201H199ZM93 203V202H92ZM119 203V202H118ZM118 203H116L117 205H118ZM194 203V204H195ZM3 204V203H2ZM109 204H111V203H109ZM108 204V205H109ZM169 204V205H168ZM191 204H192V202H191ZM112 205H110L109 207H112ZM122 205V206H123ZM53 206V205H52ZM120 206V205H119ZM191 206H193V205H191ZM195 206H198V204L197 205H195ZM200 206V205H199ZM103 207V206H102ZM108 207V208H109ZM101 208V207H100ZM99 208V209H100ZM104 208H105V205H104ZM107 208V207H106ZM194 208V207H193ZM199 208V207H198ZM197 207L195 208V209H198ZM201 208V207H200ZM44 209V208H43ZM98 209V208H97ZM102 209V208H101ZM111 209V208H110ZM109 210V209H108ZM102 212V211H101ZM105 212V211H104ZM170 212H171V210H170ZM41 213V212H40ZM100 213V212H99ZM102 214H104V213H102ZM171 214V213H170ZM100 217V216H99ZM68 219V218H67ZM101 219V218H100ZM108 219V218H107ZM107 219H106V221H107ZM133 220V219H135L136 221L138 220L139 221V223L137 222V224L139 225H137L138 227H136V225L135 226H133V224L131 223V222H129L130 220ZM5 220H7V219H5ZM35 220V221H34ZM113 220V219H112ZM131 220V221H132ZM67 221H69V220H67ZM101 221V220H100ZM120 221V220H119ZM170 221V220H169ZM8 222H11V220L9 221V219H8V221H6V223H8ZM102 222H104V221H102ZM6 223H5V225H6ZM11 223H13V222H11ZM15 223V222H14ZM69 223H71V221H69ZM135 223V222H134ZM72 224V223H71ZM71 224H68L67 222H66V219H62L61 217H60V219H57V221L54 223V225H52V228H54L53 226H57V227H63V226H66V227H70V225ZM119 224V223H118ZM46 227V226H45ZM45 227H44V230H42V231H45ZM134 227H136V228H134ZM33 228H35V227H33ZM37 228V227H36ZM138 228V229H137ZM42 229H43V227H42ZM46 229H48L47 227H46ZM99 229V228H98ZM171 229V230H170ZM32 236H33V240H36V243L37 244H42V243H44V244H46L47 246H49V243L46 241V238H44V237H41V234H36L35 235V233H33L32 234ZM66 236H67V238H70L71 240H73L79 247L81 246L82 247V245H80V244H78V240H77V238L75 237V234L73 233V232H67L66 233ZM56 238V237H55ZM60 241H61V237H57L55 240H52V244L55 246V247H57V248H59L60 249V247H59V245H60ZM92 241V240H91ZM90 241V242H91ZM93 242H91L92 244H93ZM171 244V245H170ZM130 246V247H131ZM139 246V247H140ZM161 246H164L163 248L161 247ZM174 246V245H173ZM80 247V248H81ZM170 247V248H169ZM132 248H133V246H132ZM162 248V249H161ZM123 249H126V248H123ZM156 249H158L157 251H156ZM124 251H126V250H123L122 252H124ZM128 251V250H127ZM130 251V250H129ZM168 252L167 253V255H166V253L165 252ZM129 253L130 252H128V254L127 255H129ZM164 253H165V257H163L164 256ZM172 253V252H171ZM132 254V253H131ZM156 254H158V255H156ZM61 255L63 256V258H67L68 259V255L67 254H64V253H61ZM133 255V254H132ZM132 255H129L128 256V258H131V259H133V256ZM135 255V254H134ZM171 255H169L168 256V258L170 257ZM175 256V255H174ZM175 257H177V256H175ZM175 257H170V263H172V261H173V258L175 259ZM99 258V259H100ZM154 258V259H155ZM156 258V259H157ZM104 259V258H103ZM127 259V258H126ZM66 260V259H65ZM102 260V259H101ZM105 260V261H106ZM111 260H112V258H111ZM121 260H123V258H121ZM125 260V259H124ZM128 260V259H127ZM168 260V259H167ZM176 260H177V258H176ZM176 260H174V261H176ZM108 261V260H107ZM173 261V262H174Z\"/></svg>",
	"mask_w": 264,
	"mask_h": 264
}]
</instances>
